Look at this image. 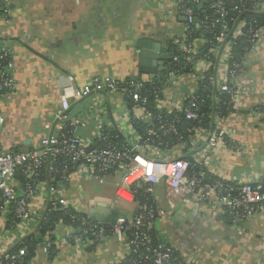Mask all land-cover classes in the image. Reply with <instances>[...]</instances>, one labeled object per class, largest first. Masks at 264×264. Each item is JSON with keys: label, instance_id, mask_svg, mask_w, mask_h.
<instances>
[{"label": "crops", "instance_id": "1", "mask_svg": "<svg viewBox=\"0 0 264 264\" xmlns=\"http://www.w3.org/2000/svg\"><path fill=\"white\" fill-rule=\"evenodd\" d=\"M176 1L15 0L8 23L1 11L0 44L9 50L14 62L16 86L0 98V113L5 119L0 127V149L35 150L43 137L60 133L56 115L70 79L77 87L96 79L112 80L122 89L118 93L103 90L72 103L71 117L81 119L78 134L90 147L99 144L100 124L128 143L141 136L133 125L135 109L127 102L129 87L164 82L162 98L155 101V108L167 114L183 112L212 66L198 60L188 73L176 74L173 70L178 57L173 41L182 36L185 24L176 12ZM219 62L212 76L221 86L227 81V65ZM141 69L157 73H142ZM233 86L237 93L232 97L231 112L223 116L212 107L210 126L165 156L200 154L203 143L213 135L217 137L218 132L213 130L220 127L225 143L210 149L208 172L228 182L257 186L264 182V38L245 56ZM124 176L114 172L96 180L73 174L66 183L56 184L45 177L32 201L28 223L0 217V257L25 237L39 236V226L56 199L54 190L61 191L60 197L69 201L71 209L100 226L108 224L105 215L91 211L114 208L120 216L133 215L138 204L116 195ZM154 198L163 214L152 230L184 263L264 264V212L233 223L225 211L206 204L171 211L162 186L155 187ZM100 216L104 220L99 221ZM80 227L56 225L31 264H121L130 255L128 244L118 241L111 229L96 242L92 233L80 231Z\"/></svg>", "mask_w": 264, "mask_h": 264}, {"label": "built area", "instance_id": "2", "mask_svg": "<svg viewBox=\"0 0 264 264\" xmlns=\"http://www.w3.org/2000/svg\"><path fill=\"white\" fill-rule=\"evenodd\" d=\"M14 2L15 0H0V12H3V20L7 23L11 19ZM205 3L207 0L176 1V12L185 19V25L182 36L174 39L173 46L177 52L185 55L188 64L196 63L194 59L200 55L201 47L206 44L205 39L192 37V27L201 25L196 18V7L200 8ZM210 6V10L216 15L211 18L210 28L216 26L221 28L220 35L216 38V50L219 55L218 60L227 65V81L219 86L215 77L210 76L209 83L215 86L220 95L230 94L234 97L237 91L233 85L244 63L243 59L242 66L230 65L235 41L245 38L247 45L244 50L246 55L250 54L258 48L264 38V24L257 19L253 23L240 20L236 24H230L226 20L228 16L226 5L221 0H213ZM236 9L240 15L248 11L264 16V0H239ZM14 68L9 50L0 44V98L4 91L15 89ZM70 81L71 85L63 89L61 107L56 115L57 122L61 124L60 133L43 137L40 146L35 150L14 152L0 149V217L17 224L30 221L32 201L38 195L43 168H46L47 175L52 181L60 179V183H66L73 174L99 180L114 172H121L125 176L116 195L127 203H137L135 195L142 189L154 198L155 187L162 186L166 203L171 211L180 206L206 204L225 211L233 223L246 221L264 212V191L256 189L251 183L240 184L215 178L208 172L210 149L225 143L223 133H219L220 127L213 130L218 132L217 137L213 135L203 143L204 148L201 149L200 154H194L192 157L183 154L176 157L165 156L188 143L197 133L204 131L201 126V101L195 94L191 95L189 105L183 113L186 121H196L199 125L187 127L182 132L178 127L177 119L165 120L160 114L161 111L152 109L147 105L146 100L141 98L138 93L141 84L133 86V90L127 91V95L135 104L133 125L136 128L138 124L145 125V135H141L134 143L125 142L126 146L118 147L111 136L112 133L106 132L100 124L97 128L99 144L90 147L78 134L82 125L81 119L71 117L72 103L101 93L103 90L118 93L122 89L112 80L96 79L92 84L81 87L74 85L73 79ZM156 101H160L159 96H156ZM4 124V116L0 113V127ZM63 157L69 158L71 171L68 165L62 167ZM17 177H23V183ZM60 193V190L52 191V196L56 199L52 201L51 207L66 212L70 209V204L66 198L60 197ZM153 200L155 202V198ZM162 214L157 207L155 209L149 204L142 205L131 216H119L111 230L118 241L128 244L130 254L138 253L139 248L144 249L146 254L140 256L144 263L186 264L175 257L172 248L164 245L155 247L152 244L149 233ZM73 219L79 221L76 217ZM79 224L85 232L92 233L96 242L106 237L107 230L103 226H96L90 220L79 221ZM132 229L136 232L129 240L127 232ZM45 252L48 253V249ZM24 254L23 250L17 255L6 256L10 257L12 264H16ZM134 264L139 263L134 262Z\"/></svg>", "mask_w": 264, "mask_h": 264}, {"label": "trees", "instance_id": "3", "mask_svg": "<svg viewBox=\"0 0 264 264\" xmlns=\"http://www.w3.org/2000/svg\"><path fill=\"white\" fill-rule=\"evenodd\" d=\"M226 5V11L228 13V16L226 18L227 22L230 24H236L240 20L248 21L249 23H253L255 19L261 21L264 24V16L255 15L251 12H243L241 15L238 13V10L236 9L237 4L239 3V0H221ZM213 0H207V3L203 4L200 8L196 7V18L201 22V25H195L193 26V39H205L206 44H204L200 51V55H197V57L194 59V61L198 60H206L211 64L212 69L211 72L201 80L199 83L197 90L195 92V95L199 98L200 102V116H201V126L202 127H208L211 124L209 114L211 112L212 107H215L219 109L221 114L223 116H226L231 112L232 109V95L230 94H222L220 95L217 93V90L214 85H210L209 83V77L212 76L215 72V68L217 65L218 57H217V50H216V38L220 35L221 28L219 26H216L215 28L211 27V18L216 17L214 15V12L210 10V3H212ZM199 8V9H198ZM185 25V24H184ZM208 28V29H207ZM231 30H234V25L232 26ZM247 41L245 38H241L235 41V45L232 49V60L230 61V65L239 64L241 65V61L245 58L246 52L245 47ZM177 61L175 62V66L173 67V70L176 72V74H185L188 73L192 69L193 64H188L186 57L183 53L177 52ZM242 66V65H241ZM141 88L138 90V93L140 94L141 98L146 100L147 105L151 107L152 109L155 108V101L156 96H159V98H162V93L165 88L164 82H152V83H140ZM121 87V86H120ZM133 90V86L129 87V90ZM215 97L217 101L215 102ZM128 106L132 109L135 107V104L133 102V99L131 97L127 98ZM189 104H187L188 107ZM162 117L167 121H174L177 119L179 121L178 127L183 132L185 128L187 127H197L199 124L196 121H186L185 120V114L183 112L180 113H173V114H167V113H160ZM137 130L141 133V135H145V125L138 124ZM108 132V130H106ZM111 136L114 138V142L118 145V147H124L126 146L125 141L120 137L118 138L115 133L112 132ZM115 137H117L115 139ZM68 165V169H70L71 164H69V158L63 157L62 158V167ZM71 171V169H70ZM41 175L42 179L45 177H48L46 168L41 169ZM19 181L23 183L24 178L23 177H17ZM52 180V178H50ZM213 179V178H212ZM61 180L58 179L54 181V184L57 182H60ZM53 184V185H54ZM55 186V185H54ZM256 189L260 191H264V182H262L260 185L255 186ZM136 202L138 206L149 204L152 208L156 209V204L154 202V198L145 193L144 189L139 190L136 195ZM73 217H76L79 219V221L88 220L86 217L79 215L77 212H75L73 209H69L66 212H62L60 210L51 209L46 213L45 219H43L42 223L39 226V236L36 237L35 234L29 235L25 237L22 241V243L7 253H5L2 257H0V264H12V261L10 257H7L6 255H17L20 253V251L25 252L24 256H21V260L16 262V264H31V260L36 256L37 250L42 244L43 240L47 235L52 233L55 230L56 225L60 223H66L67 225H72L75 227H78L79 221L74 220ZM229 221L230 218L228 215H226ZM232 222V221H231ZM97 226V224H94ZM81 230H84L82 228ZM107 233H111L110 231H106ZM136 230L132 229L127 232V238L131 240L135 235ZM153 246L158 245H164L166 247H170L169 245L165 244L162 240L158 239L154 231H150L149 233ZM91 238V236H90ZM138 253H131L125 260L122 261L121 264H134V262H138L139 264H147L141 261L142 255L146 254V251L142 248H139ZM175 257L180 258V255L175 251Z\"/></svg>", "mask_w": 264, "mask_h": 264}, {"label": "water", "instance_id": "4", "mask_svg": "<svg viewBox=\"0 0 264 264\" xmlns=\"http://www.w3.org/2000/svg\"><path fill=\"white\" fill-rule=\"evenodd\" d=\"M142 57H144V53L142 55ZM142 73H149L148 70H145V69H141ZM167 71V70H166ZM157 71H151L149 74H156ZM113 210H109V211H102V210H95V211H91V214H100V215H105L106 219H105V222H107L108 224H102L103 227L105 229H112L113 226L116 224V221L117 219L119 218L120 214L118 211H115L114 208H112ZM92 220H95L94 217H91ZM98 220L99 221H102L104 220L103 217H98Z\"/></svg>", "mask_w": 264, "mask_h": 264}, {"label": "rangeland", "instance_id": "5", "mask_svg": "<svg viewBox=\"0 0 264 264\" xmlns=\"http://www.w3.org/2000/svg\"><path fill=\"white\" fill-rule=\"evenodd\" d=\"M119 211L121 212V214H123V211L121 210V206L118 207Z\"/></svg>", "mask_w": 264, "mask_h": 264}]
</instances>
